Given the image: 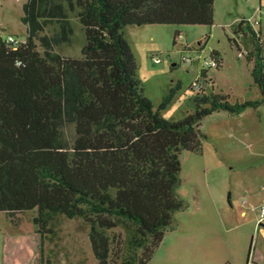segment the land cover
Returning <instances> with one entry per match:
<instances>
[{
  "label": "trees",
  "instance_id": "1",
  "mask_svg": "<svg viewBox=\"0 0 264 264\" xmlns=\"http://www.w3.org/2000/svg\"><path fill=\"white\" fill-rule=\"evenodd\" d=\"M215 0H25L26 38L16 47L0 35V211L12 223L37 209L43 231L57 214L82 217L97 264L112 263L108 230L126 233L119 264H151L155 249L186 206L178 193L183 150L201 153L202 121L214 112L238 114L264 102V41L246 19L248 58L259 99L224 93L194 97L196 109L177 120L155 108L138 77L126 36L130 25L207 24ZM72 14L83 30L77 55L56 48L71 43ZM247 24L248 32L244 25ZM47 27H53L50 35ZM13 35V34H12ZM218 66L222 56L215 52ZM264 226V223H260ZM254 247L252 240L250 252Z\"/></svg>",
  "mask_w": 264,
  "mask_h": 264
},
{
  "label": "rangeland",
  "instance_id": "2",
  "mask_svg": "<svg viewBox=\"0 0 264 264\" xmlns=\"http://www.w3.org/2000/svg\"><path fill=\"white\" fill-rule=\"evenodd\" d=\"M24 2L0 0V35L4 38L9 34L26 38ZM214 6L213 25L147 24L130 25L125 30L137 59L138 77L155 108L174 89L172 100L161 109L169 120L196 109L194 97L200 90L194 84L201 68L207 70L208 80L200 78L207 93L227 94L232 102L261 95L251 74L253 62L248 58L253 48L250 35L236 30L246 19L264 41V0H215ZM72 21L73 41L56 49L77 55L83 30L74 14ZM53 32V27L45 31ZM215 52L222 56L220 66L209 67L202 62L205 57H216ZM154 58L160 62L155 63ZM231 117L225 111L208 115L201 123L207 135L203 151L181 152L178 193L186 206L174 212L173 223L155 249L151 264H247L253 258L252 237L254 253L259 236L251 208L264 198V120L261 125L255 123L257 135L251 139L245 138L247 129L235 127ZM253 142L259 154H251ZM242 210L247 211L246 216ZM36 214L37 209L22 212L21 227L17 228L0 212V264H97L90 225L82 217L54 215L40 232L33 220ZM251 224L254 229L250 235ZM108 233L113 239L112 263L119 264L126 233L120 227Z\"/></svg>",
  "mask_w": 264,
  "mask_h": 264
},
{
  "label": "crops",
  "instance_id": "3",
  "mask_svg": "<svg viewBox=\"0 0 264 264\" xmlns=\"http://www.w3.org/2000/svg\"><path fill=\"white\" fill-rule=\"evenodd\" d=\"M210 37H209V41H210ZM204 48H206V46H202L201 49L205 50ZM214 51H218V50H214ZM261 96V95H260ZM260 96H255L254 98L252 99H259ZM219 112V111H217ZM226 112V111H225ZM228 113V112H227ZM213 114V113H212ZM224 114V113H223ZM229 115L233 116L231 117L232 119V122L234 123V125H236L235 127L237 129H241V130H246L247 129V132H246V137L248 138H253V137H256V133H255V130L253 131V126L255 125L256 122H259L260 125L263 123V120H264V102L261 103L260 105L256 106V107H248L247 109L243 110L242 113H238V114H231V113H228ZM246 122V123H244ZM254 144V147L253 148V145L251 146V148L253 149L251 154L254 155V154H259L258 152H256L259 148L257 147V145L253 142ZM264 203V198H262L259 202V204H257L256 206H252L251 210L253 211V218L252 220L254 221V228H255V225L257 224L258 222V243H257V246H256V249H254V257L257 261L260 262V264H264V226H261L259 224V217H260V208L261 206L263 205ZM0 212H3L6 214V218L9 220V222L15 226V227H21V224L16 226L12 223V221L10 220V218L8 217L7 213L4 212V211H0ZM242 215L246 216L247 215V211L246 210H242L241 212ZM252 220H251V223H252ZM36 225V224H35ZM251 229H250V235L253 231L254 228H252V224H251ZM34 231L37 230V226H35L34 228ZM252 240L254 241V236L252 237ZM230 264H235L234 262H230Z\"/></svg>",
  "mask_w": 264,
  "mask_h": 264
},
{
  "label": "built area",
  "instance_id": "4",
  "mask_svg": "<svg viewBox=\"0 0 264 264\" xmlns=\"http://www.w3.org/2000/svg\"><path fill=\"white\" fill-rule=\"evenodd\" d=\"M7 40L10 42V43H12L13 44V46L14 47H16L20 42H22L23 40H20V39H18L16 36H14V35H12V34H9L8 36H7ZM154 62L156 63H159L160 62V58H154ZM204 64H206V65H209V67L210 66H218V59H217V57H210V58H204V60L202 61ZM204 64H203V66H204ZM194 87L195 88H197V89H201L202 87H203V85H202V83L199 81V80H197L196 82H195V84H194ZM260 223H264V203H263V205L261 206V208H260V217H259V224ZM254 248V247H253ZM252 251H253V249L251 250V255L250 256H253V253H252ZM247 264H260V262L259 261H257L256 259H255V257L253 256V258H249V260H248V263Z\"/></svg>",
  "mask_w": 264,
  "mask_h": 264
}]
</instances>
